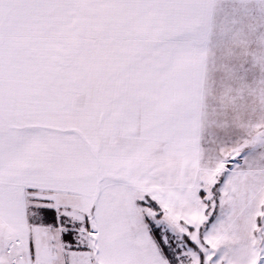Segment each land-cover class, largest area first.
<instances>
[{
	"label": "snow or ice",
	"instance_id": "6c2138e0",
	"mask_svg": "<svg viewBox=\"0 0 264 264\" xmlns=\"http://www.w3.org/2000/svg\"><path fill=\"white\" fill-rule=\"evenodd\" d=\"M0 264H264V0H0Z\"/></svg>",
	"mask_w": 264,
	"mask_h": 264
}]
</instances>
